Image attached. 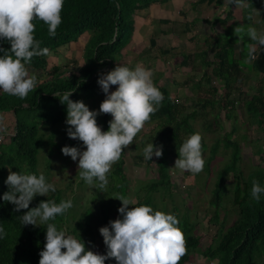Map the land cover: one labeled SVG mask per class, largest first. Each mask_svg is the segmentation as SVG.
Returning <instances> with one entry per match:
<instances>
[{
	"label": "trees",
	"instance_id": "1",
	"mask_svg": "<svg viewBox=\"0 0 264 264\" xmlns=\"http://www.w3.org/2000/svg\"><path fill=\"white\" fill-rule=\"evenodd\" d=\"M167 1L170 0H64L62 22L54 36L49 34L45 21L39 18L34 21L36 38L41 41V47L47 46L49 51L77 40L84 33L88 32L90 36L84 46L85 65L79 76L64 74L61 65L53 64L48 68V53L35 55L28 66L32 70L49 73V77L39 82L36 88L25 97L0 90V115L12 111L15 116L14 132L9 134V146L5 148L0 143V223L6 230V235L0 237V264H39L41 249L46 242L44 226L21 223L20 216L28 209L17 210L13 202L3 199V193L8 190V185L5 183L9 174L8 166H12V170L25 171L27 168L30 172H37L39 149L46 141L40 134L39 122L34 117H40V122L48 121L52 125H56L67 117V105L62 103L54 93L62 95L65 90L75 89L71 93L73 99L79 98V94L84 99L92 97L100 87L98 83L100 72L108 71L120 62L122 50L134 32V16L137 11L148 8L154 3ZM204 1L215 2L216 5H222L225 2V0H198V2ZM246 3L243 16L246 22L242 26L248 25L254 9H261L264 23V0H246ZM231 15L232 11L229 10L224 18L218 16L209 24L212 26L218 22L225 24ZM235 28L236 26L221 35L217 34V37L212 40L207 38L204 45L194 53L182 54V65L191 66L194 71L200 70L198 76L194 75L190 78L191 88L196 89L198 93L197 99L193 102L195 107L191 110H187L183 102H179L171 94L168 86L158 85L164 93V99L157 111L151 114V119L146 122L157 124L158 131L154 136V142L157 145L163 144V155L156 158L153 156V159H146L143 153L134 156L137 164H149L154 160L157 163L158 179L152 182L149 192L158 189L170 192L171 180L167 157L171 151L176 157L179 156L178 146L183 142L181 132L188 135L196 132L192 124L193 120L199 116L207 117L214 112V116L205 121V128L211 129L217 123L223 109H227L230 113L239 107L236 106L237 100L231 96L235 90L241 93V88L247 79L244 68L247 61V44L251 41L245 37L240 56L237 57L236 45L240 40H238L239 34L235 33ZM4 44L10 47L7 41ZM169 52L171 51L161 50L163 55ZM256 55L255 59L251 60L249 68L264 74V46H259V53ZM244 94L246 97L243 98L242 107L245 108L248 122L262 126L264 86L259 87L255 92ZM208 106H210L209 110H207ZM100 117L108 128L110 118L107 113L102 112ZM234 132L233 128L222 138L215 140L205 163L209 166L220 144H223L225 150L230 153L228 162L218 172L210 199L215 211L209 223H218L217 234L213 242L201 249V237L194 232L193 226L183 215L184 218L179 221L185 234L187 252L178 264H186L191 259V255L196 252H201L209 258L220 257L217 264H264V196L259 201L251 196L254 180L258 179L264 184V166L256 165L254 169L244 174L239 165L242 159L241 145L238 140L232 139ZM165 139L171 140L172 150L165 144ZM202 143L203 150L206 151L204 137ZM123 164L124 159L121 156L112 172L129 180L124 174ZM230 172L234 178L232 202L238 208V215L225 228L224 221L219 223V208L227 195L226 177ZM128 186L127 184V188ZM62 194V190L56 188V191L48 195H37L30 207L38 205L42 199H54L59 202ZM141 204L144 202L142 201ZM67 212L56 217L55 222L58 227H66L68 232L75 235L81 233L89 237L93 235L92 219L84 216L74 220L75 223L71 226L68 223L72 219L66 218ZM110 220L107 213L102 225L108 224ZM98 234L103 239L102 252H105L107 246L100 229ZM91 240H94L93 236ZM106 264H117V262L114 257H109Z\"/></svg>",
	"mask_w": 264,
	"mask_h": 264
},
{
	"label": "clouds",
	"instance_id": "2",
	"mask_svg": "<svg viewBox=\"0 0 264 264\" xmlns=\"http://www.w3.org/2000/svg\"><path fill=\"white\" fill-rule=\"evenodd\" d=\"M229 2L242 5L246 0ZM63 5L64 0H0V90L25 97L36 88L38 77L29 73L28 65L33 56L47 54L49 49L41 47V41L36 38L34 21L37 18L45 21L49 34L54 36L62 22ZM235 33L239 34L238 40L247 37L251 41L247 44L246 59H255L258 46H264V27L258 28L254 23L238 25ZM5 41L10 47L5 46ZM98 83L106 93L98 109L91 108L83 99H73L71 93L75 89L54 94L67 105L68 135L82 140L86 146L65 144L62 151L78 159V175L87 184L106 191L113 163L157 111L164 93L154 81L153 70L142 63L135 66L117 63L112 69L100 72ZM114 84L118 86L113 90ZM101 112L112 114L107 130L98 123ZM3 120L0 115V132L5 127ZM202 140L199 131L186 137L178 146L174 167L201 172L206 163ZM143 154L146 159L162 156L163 144L149 141ZM8 168L4 201L13 202L17 210L28 209L20 216L23 225L31 223L46 228L39 264H106L109 257H114L117 264H178L187 252L185 234L176 214L138 203L122 193L114 195L123 202L118 208L120 215L100 227L107 250L89 248L83 238L55 222L58 215L73 207V199L59 202L42 199L30 207L38 194L48 195L56 191L57 185L43 171ZM251 196L257 201L264 196V184L258 179L253 181ZM5 235L4 225L0 223V237Z\"/></svg>",
	"mask_w": 264,
	"mask_h": 264
},
{
	"label": "rangeland",
	"instance_id": "3",
	"mask_svg": "<svg viewBox=\"0 0 264 264\" xmlns=\"http://www.w3.org/2000/svg\"><path fill=\"white\" fill-rule=\"evenodd\" d=\"M87 33L81 35L84 45L90 36L87 35ZM173 39L175 38H168L166 45L170 44V46H172ZM74 42H76V40L71 41L67 46H70L71 43ZM131 43H134V40H132ZM136 44L137 45L135 47L132 46V50L129 49V51L127 50V46H125L126 48L124 47L122 50L124 54L119 63L128 64L130 66L142 63L144 66L151 68L153 70L154 81L157 85L168 86L171 94L176 97L179 102H183L187 110H191L195 107L193 102H195L198 97L197 90L189 86L192 81L188 82V85H184L183 82L185 80L187 82V78H191V76H198L200 70L192 73V71H189L190 66L183 67V65L180 64L183 59V55L180 53L181 50H177L176 52L171 51L165 55H161L156 47L151 45L148 38L144 42L137 41ZM190 44L193 43L191 42ZM178 47L187 53L193 49L188 45V42ZM69 49L72 48L69 47L64 50L67 52V55H64V53H62L63 50L59 49L49 51L47 54L49 62L48 68L50 66L52 67V64H54L53 58H56L58 62H64L61 65L64 74L79 76L85 65L84 57L82 58V54L78 53L80 50L82 51L83 48L82 46L79 47V50L73 54V57L68 59ZM59 51L61 53H59ZM76 56L80 57L79 60L75 58ZM158 56H161V58L159 59ZM28 68L29 73L35 74L39 82L49 77V73L45 71L32 70L29 66ZM158 72L164 74L159 76ZM188 72L189 75H187ZM177 74H179V78L176 76ZM176 78L179 80L174 83L173 79ZM180 82H182V84ZM259 83H261V81L257 78L247 79L241 88V93L235 90L231 97L237 100L236 106L239 107L237 110L230 113L227 109H223L213 128L206 129L205 121L207 118H212L214 112L207 117L199 116L192 121L195 130L203 135L207 145L206 151H204L205 161L209 156L210 147L215 140L217 138H222L226 132H230L234 128L235 132L232 139L240 142L242 159L239 165L244 174L246 175L250 170L254 169L256 165L264 166V123L262 126L250 124L247 120L245 108L242 107L244 103L243 98L246 97L244 93L255 92V90L260 87L258 86ZM117 86L116 84L112 85V89L114 90ZM82 97L83 96L79 94V98L75 99H83L91 108L98 109L101 102L106 97V93L100 85L99 89L95 91L92 97L86 99ZM209 109L210 106L207 107V110ZM100 114L98 115V123L107 130ZM1 115L4 117L3 124L5 127L4 130L0 132V143L6 148L10 144L9 134L14 132L15 116L12 111L4 112ZM107 115L112 119L111 113H107ZM34 118L39 122L40 134L46 141L39 149L37 172L43 171L49 181L54 182L57 188L62 190V199H73L74 205L66 214V218L72 219L69 221V225L73 226L75 223L74 220L84 216L92 219V223L94 224H92V230L94 232L92 236L94 240H91L92 236H84L82 233L80 235H75L69 232L72 235L83 238L86 241L87 247L102 252L103 239L98 234L99 227H101L107 213L111 220L120 215L118 208L123 202L119 197L114 196L120 193L132 197L138 203L143 201L144 204H151L156 208L172 212L176 214L179 219L184 218L183 215H185L187 222L193 226L194 232L201 237V249H204L214 241L213 238L217 234L218 223H209L215 211V207L211 204L210 199L218 177V172L225 166L230 157L229 151L225 150L223 144L219 145L209 166L205 165L203 170L199 173H192L189 170L174 167L177 157L174 152L171 151L167 157L171 180L170 192H166L163 189L149 192V188H152V182L158 179L157 163L154 160L149 164H137L136 158L134 157L135 154L143 153V148L146 143L154 140V136L158 131V126L155 122H145V126L137 134L134 141L130 145L125 146L121 155L122 159H124V174L129 180H125L112 172L115 164L120 160L119 158L113 163L108 173L109 183L106 191H103L95 188L93 185L87 184L86 181L78 175V159L74 160L70 154H65L62 151V147L65 144L79 145L81 148L86 147L82 140L72 138L68 135L66 118L56 125H52L48 121V123H44L45 121L40 122V117ZM31 122H33L32 118ZM180 136L184 140L189 135L185 132H181ZM165 141V144L172 150L171 140L165 139ZM156 157L157 156L154 155V158ZM25 171L30 172L27 168H25ZM226 180L228 191L219 208V223L224 221L223 224L225 228L229 226L238 215V208L232 202L234 178L231 172L226 177ZM127 184L129 185L128 188ZM131 206L133 205H130V207ZM219 260L220 257L218 256L209 258L201 252H196L191 255V259L186 262V264H217Z\"/></svg>",
	"mask_w": 264,
	"mask_h": 264
},
{
	"label": "crops",
	"instance_id": "4",
	"mask_svg": "<svg viewBox=\"0 0 264 264\" xmlns=\"http://www.w3.org/2000/svg\"><path fill=\"white\" fill-rule=\"evenodd\" d=\"M246 6V2L242 5H231L229 0H225L224 4L222 5H216L215 2L208 1L198 2V0H170L162 3H154L148 8L138 10L135 14V29L129 40V42L134 40V43L128 42L129 44L127 43L128 45H126L127 50H132V46L135 47L137 45V41L144 42L148 38L151 45L155 46L159 53H161V50H169L172 52L181 50L180 53L183 54L185 51L181 48L179 49L178 46L186 42H188V45L193 48L192 51L188 53H194L196 50H198V48L204 45L207 38L212 40L213 38L217 37V34L221 35L226 31L233 29L235 26L237 27L238 25H242L244 22H246L243 17ZM229 10L232 11V15L230 18H228L225 24L220 22L214 24V26L209 24L210 22H214L218 16L224 18ZM249 23H254L258 28L264 27L261 9L253 10L251 19H249ZM172 37L175 38L173 39V45H166L168 38ZM82 41V36H80L76 42H74L75 44L71 43L70 46H67V44L57 48L56 50H63L62 53L67 55V52L64 50L68 49L69 47L72 48L69 49L68 52L69 57L67 58L69 59L72 58L73 54L79 50V47L82 46L83 50H80L78 53H81L83 58L85 45ZM191 42L193 44H190ZM242 48L243 41H239L236 45L237 57L240 56ZM59 53L61 52L59 51ZM122 53L124 54L123 51ZM258 53L259 46L257 48L256 54ZM161 55L163 54L161 53ZM158 57L159 59L161 58V56ZM75 58L79 60L80 57L76 56ZM53 61L55 65H62L64 63L60 61L58 62V59L56 58H53ZM251 62L252 61L249 60L245 61L244 69L247 79L249 80L257 78L261 81L258 86H264V74L255 70H250L249 66ZM186 66L187 65H183V67ZM189 71H192V73L194 72L191 66ZM163 74L164 73L162 72H158L159 76H162ZM187 75H189V72ZM176 76L179 78V74ZM178 80L179 79L177 78L173 79V82L176 83ZM188 82H191L190 78H187V82L185 80L183 84L188 85ZM180 83L182 84V82ZM191 85L192 83H190L189 86Z\"/></svg>",
	"mask_w": 264,
	"mask_h": 264
}]
</instances>
